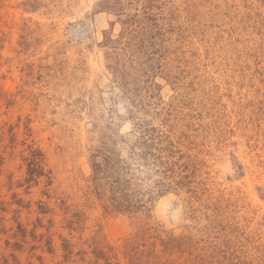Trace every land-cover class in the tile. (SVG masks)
Listing matches in <instances>:
<instances>
[{"label":"rangeland","instance_id":"obj_1","mask_svg":"<svg viewBox=\"0 0 264 264\" xmlns=\"http://www.w3.org/2000/svg\"><path fill=\"white\" fill-rule=\"evenodd\" d=\"M0 264H264V0H0Z\"/></svg>","mask_w":264,"mask_h":264},{"label":"trees","instance_id":"obj_2","mask_svg":"<svg viewBox=\"0 0 264 264\" xmlns=\"http://www.w3.org/2000/svg\"><path fill=\"white\" fill-rule=\"evenodd\" d=\"M94 168V167H93ZM96 168H98V165H96V167H95V175L97 176L98 175V173L101 171V170H96Z\"/></svg>","mask_w":264,"mask_h":264}]
</instances>
